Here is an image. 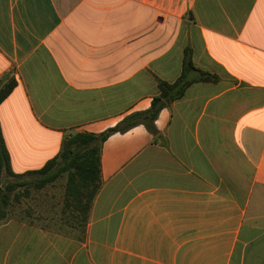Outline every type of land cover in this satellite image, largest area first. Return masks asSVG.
Listing matches in <instances>:
<instances>
[{"label": "crops", "instance_id": "0c3cea01", "mask_svg": "<svg viewBox=\"0 0 264 264\" xmlns=\"http://www.w3.org/2000/svg\"><path fill=\"white\" fill-rule=\"evenodd\" d=\"M186 56L192 83L148 128L132 115ZM10 77L17 173L72 131L136 123L103 144L88 221L64 203L47 224L4 221L0 264H264V0H0V87Z\"/></svg>", "mask_w": 264, "mask_h": 264}, {"label": "trees", "instance_id": "16d2710c", "mask_svg": "<svg viewBox=\"0 0 264 264\" xmlns=\"http://www.w3.org/2000/svg\"><path fill=\"white\" fill-rule=\"evenodd\" d=\"M196 69L189 56H186L181 77L169 82L159 80L160 96L155 97L151 108L139 112L137 116L152 128L150 120L156 118L165 99L173 101L182 97L186 88L192 83L186 73ZM198 80L215 81L218 75L200 70ZM17 85V80L10 77L0 87V102L3 101ZM130 117L100 133L89 131H72L63 140L60 151L44 166L25 173H17L11 164V154L6 146L0 125V223L11 218L12 207L16 202L29 195L31 189L41 190L66 176L64 207L76 214L77 221L86 223L94 200L102 187L101 157L106 139L114 132L126 131L136 121L129 122ZM129 122V123H128Z\"/></svg>", "mask_w": 264, "mask_h": 264}, {"label": "rangeland", "instance_id": "374dc122", "mask_svg": "<svg viewBox=\"0 0 264 264\" xmlns=\"http://www.w3.org/2000/svg\"><path fill=\"white\" fill-rule=\"evenodd\" d=\"M65 183L66 176H63L41 190L31 189L29 195L23 196L16 202V206L12 207L11 217L47 224V215L61 213Z\"/></svg>", "mask_w": 264, "mask_h": 264}]
</instances>
